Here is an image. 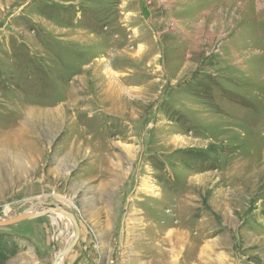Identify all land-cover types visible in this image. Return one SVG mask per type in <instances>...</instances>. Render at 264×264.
Wrapping results in <instances>:
<instances>
[{
	"label": "rangeland",
	"instance_id": "rangeland-1",
	"mask_svg": "<svg viewBox=\"0 0 264 264\" xmlns=\"http://www.w3.org/2000/svg\"><path fill=\"white\" fill-rule=\"evenodd\" d=\"M0 144V221L57 204L76 264H264V0H0ZM50 216L0 233L50 260Z\"/></svg>",
	"mask_w": 264,
	"mask_h": 264
},
{
	"label": "crops",
	"instance_id": "crops-1",
	"mask_svg": "<svg viewBox=\"0 0 264 264\" xmlns=\"http://www.w3.org/2000/svg\"><path fill=\"white\" fill-rule=\"evenodd\" d=\"M47 217H51V216H46L42 219H45ZM55 220H57V219L55 218ZM36 221L37 220H34V222H36ZM24 222H26V221H24ZM21 223H23V222H21ZM21 223H18L16 225H19ZM34 225H37V224H34ZM34 225H32V226H34ZM45 230H46V228L44 225L41 230H37L35 233H33V235H30V234L26 235L27 237H29L28 239L31 240L32 245H33L31 251L29 253L22 252V253L16 255L12 260L8 261L7 264H22L23 260H26V259L28 260L27 261L28 264H34V258H36V260H37L35 263L39 262V264H45L46 262H49V264H51L53 256L50 260L45 257V252H47L46 251L47 243H46ZM20 232L21 231H18V230L16 231V233L21 234ZM101 233H102L101 230L96 231V235L94 236L96 240H98V241L101 240V238H102ZM86 241H87L86 238H81V232H80V237L78 239L77 244L68 254H66L65 256H63L60 259L59 264H76L77 260L83 255V252L85 250H87L86 248L88 246H86V243H87ZM84 242H86V243H84ZM97 242L95 244H97V246H98ZM67 244H65L64 246H66ZM91 250L93 251V247L91 248Z\"/></svg>",
	"mask_w": 264,
	"mask_h": 264
},
{
	"label": "water",
	"instance_id": "water-1",
	"mask_svg": "<svg viewBox=\"0 0 264 264\" xmlns=\"http://www.w3.org/2000/svg\"><path fill=\"white\" fill-rule=\"evenodd\" d=\"M38 206V203H34L31 207L30 210H26L16 216H13L7 220L0 221V228L12 226L24 221H30L37 219L39 217L43 216H48L51 213H58L61 216L65 217L68 219L71 223L72 229H73V238L70 240V242L62 248L60 251L57 250L56 255L54 256L52 260V264H59L60 259L68 254L77 244L78 239L80 237V229L79 226L74 218V215L68 211L60 209L58 206H56L54 203H43L42 206L45 207V210L36 213V212H30L33 209H36ZM53 207V208H52Z\"/></svg>",
	"mask_w": 264,
	"mask_h": 264
},
{
	"label": "bare ground",
	"instance_id": "bare-ground-1",
	"mask_svg": "<svg viewBox=\"0 0 264 264\" xmlns=\"http://www.w3.org/2000/svg\"><path fill=\"white\" fill-rule=\"evenodd\" d=\"M54 112V111H53ZM59 115L60 114H58V111L57 112H55V113H50L48 116H47V118H46V120H44V118L43 117H40V118H38L37 119V122H40V123H43L45 126H46V128L49 130V129H51L50 127H52V125L54 124V125H56V124H58L57 122H59ZM74 115V114H73ZM54 125H53V127H54ZM23 158V156H22V154L21 153H18V152H14V151H12L11 153L9 152L8 153V151H6L5 150V147H4V145H2V144H0V163H3L4 162V160L5 159H7V160H10L11 162H12V165L13 164H15V165H19L20 164V159H22ZM36 203H38V206H37V208L36 209H33V210H31L30 212L32 213V212H36V213H39V212H41V211H43V210H45V207L44 206H42V204L43 203H46V202H36ZM57 205V204H56ZM58 206V205H57ZM59 207V206H58ZM53 208V207H52ZM60 209H62L61 207H59ZM62 210H64V209H62ZM53 214H58V213H51V214H49V216L50 215H53ZM58 215H60V214H58ZM73 235H74V233L72 234V237H71V239L73 238ZM70 242V241H69ZM68 242V243H69ZM61 250V249H60ZM59 250V251H60Z\"/></svg>",
	"mask_w": 264,
	"mask_h": 264
},
{
	"label": "trees",
	"instance_id": "trees-1",
	"mask_svg": "<svg viewBox=\"0 0 264 264\" xmlns=\"http://www.w3.org/2000/svg\"><path fill=\"white\" fill-rule=\"evenodd\" d=\"M18 251V241L13 237L0 233V264H5L6 261L16 255Z\"/></svg>",
	"mask_w": 264,
	"mask_h": 264
}]
</instances>
